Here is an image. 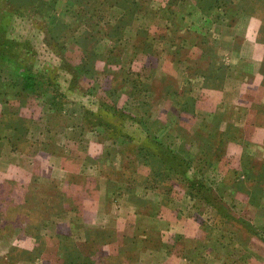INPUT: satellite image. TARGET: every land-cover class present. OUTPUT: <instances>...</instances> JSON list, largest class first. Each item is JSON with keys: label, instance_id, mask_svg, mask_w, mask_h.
Returning a JSON list of instances; mask_svg holds the SVG:
<instances>
[{"label": "rangeland", "instance_id": "rangeland-1", "mask_svg": "<svg viewBox=\"0 0 264 264\" xmlns=\"http://www.w3.org/2000/svg\"><path fill=\"white\" fill-rule=\"evenodd\" d=\"M158 1L75 0L70 5L66 0H32L17 15L8 7L10 2L0 0V44L9 52L0 57V168L11 159L9 147L33 155L54 154L57 143L77 142L76 163L98 158L104 167L109 158H117L115 162L123 166L114 167L118 175L133 174L139 189L160 191L151 192L152 188L143 196L163 197L158 201L162 207L158 203L154 207L176 224L169 235L172 264L180 257L189 264H264V118L249 116L244 126L234 125L246 114L240 111L243 106H237L229 126L227 114L234 109L223 102L219 109L212 103L213 95L222 92L219 84L226 64L220 61L221 49L238 46L230 44L228 33L235 34L237 43L248 18L264 17V0L249 5L245 15H239L237 6L206 13L199 0L193 6L184 5V0H165L164 7ZM240 1L246 4L236 0ZM235 13L238 24L230 28L222 16ZM259 30L264 31V24ZM197 32L204 34L203 42L196 39ZM95 35L103 39L97 43ZM83 56L89 59L92 76L79 77L69 90L71 76L63 64H80ZM22 62L45 69L58 82L66 94L55 103L61 110H49L38 93L19 90L14 66ZM202 77L205 87L200 86ZM201 96L207 101L202 103ZM101 102L129 118L121 120L120 128L102 125L107 109ZM99 111L101 117L95 116ZM146 134L190 159L186 174L204 185L197 190L201 198L162 177L158 151ZM89 165L85 170L92 174L97 164ZM3 174L0 171V264H131L133 245H125L133 241L122 239L115 245L110 231L101 232L107 246L89 248L81 243L82 231L57 232L54 225L44 229L32 225L44 218L46 201L40 205L36 189L20 191L21 182L10 183ZM47 189L58 194L56 188ZM125 190L133 194L136 188ZM49 207L58 212L56 203ZM60 216L47 219L66 218ZM27 224L35 229H27Z\"/></svg>", "mask_w": 264, "mask_h": 264}, {"label": "crops", "instance_id": "crops-1", "mask_svg": "<svg viewBox=\"0 0 264 264\" xmlns=\"http://www.w3.org/2000/svg\"><path fill=\"white\" fill-rule=\"evenodd\" d=\"M167 1L160 0L158 5L164 7L167 5ZM257 2L259 0H246V4L244 2L242 4L241 1L238 4L236 0H232L226 4L225 8L237 6L239 15H241L248 12L247 7L249 5L255 6ZM183 3L193 6L195 0H184ZM236 13L233 16H222L224 21L231 25L230 28L238 24L239 15ZM262 24H264V17L252 15L248 18L245 32L239 36L237 43L235 34L228 33V38L233 40L230 44H238V46H228L226 49H221L220 61L222 58L226 64L222 83L219 84L222 92L220 95H213L212 103L217 104L219 109L221 102H223V106L231 105L234 109L227 114L229 126L233 122L232 118L237 106L238 109L243 106L244 110L240 111H245L246 114L245 116L240 115L242 121L233 122L234 125L244 126L243 120L249 116L255 115L254 120L258 116L261 119L264 118V38L261 34H264V31L259 30ZM195 35L197 40L204 41V34L197 32ZM222 38L220 37V39ZM203 77L201 78L203 80L200 84L201 87L206 85V78L203 79ZM216 86L218 87L217 84ZM257 91L259 93H256ZM241 97L243 98L242 101L237 100ZM202 101L204 103L207 100L203 97ZM211 110L214 111V109ZM68 144L69 142L57 143L58 151L53 152L54 154L41 152L33 155L28 154L27 151L13 150L11 147L7 149L11 159L3 170L0 168V171L4 173V179L10 183L21 182L20 191L26 192L28 188L36 189L35 198L37 201L40 200V205L43 206V202L46 201L44 206L46 208L43 212L44 218L32 225L38 229L41 227L44 229L50 225L53 227L54 225L57 232L62 230L67 232L82 231L80 232L83 237L81 243L89 248L107 246L108 241L101 232L110 231L116 237L115 245L122 244V239L124 243H127L128 240L133 241V243L125 245H133L132 259L129 261L131 264H172L173 256L169 253L171 249L169 243L172 236L169 235H172L171 232L176 229V224L164 213L156 211L157 209L154 207L158 201L163 200V197L145 198L143 191L150 192L154 187H142L141 190L138 188V176L132 174L129 178L118 175V169L114 167L119 166L122 169L123 166L121 163L115 162L117 158L113 160L109 158L104 167L98 158H93L94 160L84 158L76 163L79 159L77 155L80 153L79 144L77 142ZM86 148L85 150H87ZM86 154L88 153L85 152ZM90 162L97 164V169L92 174L85 170L88 166L90 167ZM105 166L108 168L105 169ZM112 168L115 169V174L110 170ZM129 182L132 185L128 184ZM40 185L47 191L40 190ZM49 186L53 189L56 188L58 194L51 193L47 189ZM130 187L136 188L133 194H127L129 191H124L125 188L130 190ZM157 191L154 188L151 192ZM12 199L17 200L16 196ZM75 200L76 203H74ZM140 202L145 204L141 206ZM55 203L59 206L58 212L53 211L54 209H48L49 206L55 207ZM158 204L162 207L160 203ZM56 213H60L66 218H57L51 222L49 219ZM48 217L49 219H47ZM25 227L28 229L29 225L27 224ZM93 233H99V239L93 235L91 237ZM56 234L59 235V233ZM73 241L77 245L75 239ZM122 255L123 257L127 256L125 252H122ZM175 257L179 258V256ZM174 264L189 263L180 257L177 260L175 258Z\"/></svg>", "mask_w": 264, "mask_h": 264}, {"label": "trees", "instance_id": "trees-1", "mask_svg": "<svg viewBox=\"0 0 264 264\" xmlns=\"http://www.w3.org/2000/svg\"><path fill=\"white\" fill-rule=\"evenodd\" d=\"M5 1L10 2L8 3V7L14 14L20 15L21 11L22 10L24 11L25 10L24 8H27V6L31 4L32 0H24L25 1L24 4H23V0H5ZM223 2L225 3V5H223L224 4ZM229 2H232V0H199L198 3L200 8L206 11V13H208L207 10L215 9V8L218 9L223 6L226 7V4H228ZM66 3L72 5L75 4V0H66ZM78 13L80 12L79 11L76 12V16ZM243 15H245V13ZM86 34L87 33L85 32V37ZM94 37L97 38V43L101 39H103L99 35H95ZM89 38H91V35ZM76 42L80 44L81 40L79 41V39L77 38ZM8 54L9 52H7V50L2 47V44H0V57L2 55L6 56ZM18 60H20V58H18L17 61ZM81 60L82 62L77 65H71L69 63L63 64L64 70L71 76L68 85L69 90L72 89L77 84L79 77L85 76L86 74H89L90 75L89 77L92 76L90 73L91 67L88 66L89 59L88 58L86 59V57L83 56ZM22 63H19L14 66L15 69L17 70L16 81L19 83V90L25 92L26 94L38 93L37 96L39 98H43V101H45V104L48 105L47 107L49 110H54V111L61 110L56 106L55 103L58 100L64 99L66 94L62 92L61 88H59L58 82H56V80H54L50 74L45 73L46 72L45 69L39 68L35 70L33 65L26 64L25 62ZM13 65H14V61H13ZM101 105L107 109L108 115L106 114V116L103 118L104 122L101 123L106 127L120 128L122 125L121 120L127 119L130 116L129 114H126L124 111H120L113 105L106 104L105 102H101ZM102 106H101V110H103ZM100 111L98 114L97 112H95L94 115L97 117H101ZM114 118H116L118 122H114L113 121ZM16 128L17 127L13 129ZM20 135L24 136L25 133L21 130ZM145 138L149 139L147 140V142H150L158 151V157L160 158L159 163L161 165L159 172L161 174H164V176L162 177H165L166 179L171 178L179 182L187 189V191L192 196L199 198L200 195L199 193H197V190L204 188V185L200 181H198L196 177L190 179L187 176L186 174L187 170L191 166L190 164H188L190 159L184 158L183 156H180L179 153H175L172 150H169L166 146L160 144L159 142L157 143L155 139L151 138L149 134H146ZM143 149L145 153L149 154L150 152L149 149H147L145 146H143ZM206 199L210 201V198L208 196L206 197ZM210 203L213 206L217 207V209H220L218 205H214L212 202Z\"/></svg>", "mask_w": 264, "mask_h": 264}]
</instances>
